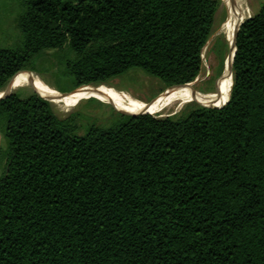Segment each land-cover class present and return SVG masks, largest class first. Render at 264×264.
Listing matches in <instances>:
<instances>
[{
  "label": "trees",
  "instance_id": "16d2710c",
  "mask_svg": "<svg viewBox=\"0 0 264 264\" xmlns=\"http://www.w3.org/2000/svg\"><path fill=\"white\" fill-rule=\"evenodd\" d=\"M13 1L0 93L48 52L63 93L131 69L192 83L222 4ZM236 48L221 108L120 114L78 135L37 89L0 100V264H264V2Z\"/></svg>",
  "mask_w": 264,
  "mask_h": 264
},
{
  "label": "rangeland",
  "instance_id": "374dc122",
  "mask_svg": "<svg viewBox=\"0 0 264 264\" xmlns=\"http://www.w3.org/2000/svg\"><path fill=\"white\" fill-rule=\"evenodd\" d=\"M248 2L251 10L249 16H253L259 11L264 0H248ZM235 3L231 6L227 0H222L221 7L216 13L213 34L203 51V67L199 76L193 82V89L199 93H219L224 91L223 86L226 82L225 69L228 64L226 58L231 51V46L227 41L228 30L226 29L228 13L229 18L233 14L237 15L243 10L245 4V2H243L244 4L242 5L241 0H236ZM17 12L18 7L13 0H0V46L8 45L12 39L11 36L16 35L14 19ZM37 67L40 70L38 69L39 74L35 73V75L50 87L63 93L56 88L57 86H62L63 83H61V70L53 56V52H48L45 56L40 58ZM228 79L229 76L227 72V81ZM110 84L111 86L109 87L103 85L97 88L107 92L114 91L122 95L128 94L139 102L148 105H152L149 103L158 97L160 98L167 90L159 79L148 76L140 69H131L125 74L113 79ZM34 90L35 88L33 86H28L14 90V92H20L22 96H26ZM176 91L177 90L174 92ZM80 92L81 91H79V93L77 92L78 96ZM174 92H169L167 95H172ZM73 94L68 96V98H71ZM164 97L159 100L155 107H160ZM194 104L198 103L194 102ZM77 105L69 111L56 105H54V109L62 118L69 117L70 115L73 116L78 127V135H84L87 129L92 125L108 127L112 121L122 114L123 111H120L121 108L127 113L136 109L134 106L125 103H107L100 95H96L95 98L82 99ZM191 105H193V103L185 104L180 107V105L176 103L169 110L154 116L167 117L180 115ZM0 140L2 141L1 134Z\"/></svg>",
  "mask_w": 264,
  "mask_h": 264
},
{
  "label": "bare ground",
  "instance_id": "6f19581e",
  "mask_svg": "<svg viewBox=\"0 0 264 264\" xmlns=\"http://www.w3.org/2000/svg\"><path fill=\"white\" fill-rule=\"evenodd\" d=\"M227 1L229 5L232 6L236 0H227ZM241 1H242V5L244 4L243 2H245V4H244L243 10L240 13H238L237 15L233 14L230 16V18H229V13H228V19H227L228 23L226 24V29L228 30L227 41L231 46V51L229 52L226 58L228 60L227 61L228 67L230 65L231 57L233 55L234 38L237 32L238 26L247 16H249L251 12L248 0H241ZM227 66L225 69L226 82H225V85L223 86L224 88L223 92L209 93V94L203 95L204 93H201V92L199 93L193 89L194 83H192L190 86H187L182 89H178L172 95L168 96L167 94L169 93V91L166 92L157 101L151 103L154 106L148 105L146 103L145 104L141 103L128 94L122 95L114 91L107 92V91H103L100 88H94V87H85L83 88V90L81 89L82 91L80 92L79 96H78V93L80 89L74 92V94L72 93L73 96L71 98H68V96H70L68 95L64 99H61L59 96L60 92L50 87L42 79H40L37 75L28 74V73H24L25 75H29V76H26L24 79L22 77L25 75H22L17 79L16 82H15L16 79L14 80L15 84L13 82L14 85L12 84V90H17V89L28 87V86H33L35 89L41 91L42 92L41 94L44 95L45 97H50V100L52 101L54 105L56 103L57 105H59L58 107L65 109L66 111H69L70 109L74 108L79 103V101L82 99L95 98L96 95H100L107 103H111V102L125 103L127 105L134 106L137 110L144 111L146 113H150L153 115H157V114L163 113L166 110H169L176 103H178L180 107H182L185 104H189L193 102H199L202 104L203 103L204 104H215V102L222 100L228 93H229V96H228V99H229L230 91H231V87L233 83V78H232V74L230 73V71L227 70L228 68ZM227 72L229 76L228 81H227ZM183 89H186V90H183ZM163 97L164 99L160 107H155V105H157L159 100H161ZM223 104H221L220 106H223Z\"/></svg>",
  "mask_w": 264,
  "mask_h": 264
},
{
  "label": "water",
  "instance_id": "95a60500",
  "mask_svg": "<svg viewBox=\"0 0 264 264\" xmlns=\"http://www.w3.org/2000/svg\"><path fill=\"white\" fill-rule=\"evenodd\" d=\"M250 17H251V16L245 18V19L239 24L238 29H237V32H236V34H235L234 44H233V55H232V57H231L230 65H229V67L227 68V70L230 71V73L232 74V78H233V63H234V59H235V55H236V51H237V48H236V40H237V36H238V33H239V30H240L241 25L245 22L246 19H249ZM25 73L30 74V73H32V72L27 71V72H25ZM16 77H17V75L11 79V81L9 82L8 86L6 87V89H5L3 92L0 93V100L5 99V98H8L9 96H11V95L14 93V90H12V84H13V81L15 80ZM192 83H193V82H192ZM192 83H187V84H183V85H174V86H171V87H169V88L166 90V92H168V91H170V90H173V89H182V88H185V87H187V86H190ZM102 85H105V86H108V87H109V85H106V84H101V85H98V86H82V87H80V88H78V89H76V90H74V91H71V92L60 93L59 96H60L61 99H64L66 96L71 95L72 93L76 92L77 90H79V89H81V88H83V87H94V88H97V87L102 86ZM232 86H233V83H232ZM34 91H36V90H34ZM231 91H232V87H231ZM231 91H230V95H231ZM36 92H37V91H36ZM166 92H165V93H166ZM37 93H38L42 98H44L45 100H47V101H49V102H52V101L50 100V97H45L44 95L40 94L39 92H37ZM165 93H164V94H165ZM206 94H209V93H204L203 95H206ZM158 99H159V97H158L157 99H155L154 101L150 102L149 104H151V103L157 101ZM229 99H230V97H229ZM229 99H228V101H227L226 103L223 104V106H220V107H218V106H207V105H203V104H201V103H199V102H196V103H198V104L201 105V106L207 107V108H221V107H224V106L229 102ZM122 114H125V115H131V116H137V115H140V114H150V113L131 114V113H127V112H122ZM0 147H1V140H0Z\"/></svg>",
  "mask_w": 264,
  "mask_h": 264
},
{
  "label": "flooded vegetation",
  "instance_id": "af4514ba",
  "mask_svg": "<svg viewBox=\"0 0 264 264\" xmlns=\"http://www.w3.org/2000/svg\"><path fill=\"white\" fill-rule=\"evenodd\" d=\"M106 85H109V86H111V84H110V83H107Z\"/></svg>",
  "mask_w": 264,
  "mask_h": 264
}]
</instances>
